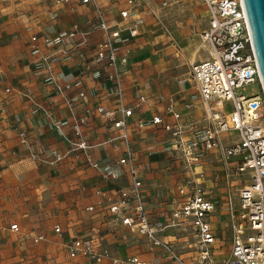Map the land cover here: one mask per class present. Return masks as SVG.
Wrapping results in <instances>:
<instances>
[{"label": "crops", "instance_id": "crops-1", "mask_svg": "<svg viewBox=\"0 0 264 264\" xmlns=\"http://www.w3.org/2000/svg\"><path fill=\"white\" fill-rule=\"evenodd\" d=\"M99 2L107 19L118 25L121 38L128 39L121 49L128 50L129 62L123 74L125 99L130 107L135 104L129 123L150 119L153 111L160 112L168 100L176 102L182 110V124L201 122L204 112L191 77V65L209 59L210 47L201 39L209 19L205 5L199 8L201 19L189 27L174 21V16L184 13V9H164L161 0L136 1L133 16L126 20L119 17V11L126 8L125 0ZM93 19L91 6L81 5L79 0H17L8 2L6 12L0 14V264H66L64 240L84 227V208L98 201L94 192L107 191L112 195L115 186L126 184L124 177L106 181L101 171L88 163L90 160L104 165L114 161L121 153L120 148L104 145L84 153L76 151L60 166L29 158L30 152L37 150L66 153L71 147L73 118L99 105L110 108L115 104L110 84L103 78L92 79L84 72V63L79 59L84 48L80 35L51 49L38 40L42 50L53 54V61L49 72L33 70L31 36H55L77 26L91 47L101 36L91 26ZM136 19L141 23L136 25L137 36L131 38L128 28ZM161 22L167 27L165 30ZM67 56L70 58L65 60ZM98 68L92 66L91 70ZM49 75L59 83L74 84L60 95L51 82L45 83ZM81 91L84 97L78 98ZM140 95L145 96L144 103L136 100ZM60 121L66 123L58 131L54 123ZM109 126L110 122L95 117L83 128L84 137L107 139L112 134ZM21 131L28 136L30 149L20 144ZM131 138L140 162L139 173L151 219V213L157 212L162 222H169L172 210L181 201L178 188L197 181L215 201L216 214L211 218L215 234L223 228V222L227 226L226 196L233 187L237 191L240 186L232 173L234 158L224 161L219 150L205 152L186 167L178 153L170 157L159 152L170 140L163 130L153 126L144 131L132 129ZM224 141L223 136L221 144L227 145ZM152 145L153 152L149 149ZM89 219L88 226L100 228L102 245L112 257L137 255L151 263L172 264L159 248H151L136 233L129 235L127 228L108 216L100 214ZM15 223L20 229L18 233L9 230ZM55 224L65 231L62 238L53 232ZM187 229L190 234L185 235ZM38 234L44 235L45 240L34 244L31 236ZM123 234L126 242L121 240ZM160 237L171 241L179 252L185 250L181 253L189 257L191 253L185 249L188 237L197 243L190 228L170 227ZM216 246L217 242L210 246L211 252L217 253ZM229 247L228 242L227 253Z\"/></svg>", "mask_w": 264, "mask_h": 264}, {"label": "built area", "instance_id": "built-area-1", "mask_svg": "<svg viewBox=\"0 0 264 264\" xmlns=\"http://www.w3.org/2000/svg\"><path fill=\"white\" fill-rule=\"evenodd\" d=\"M136 1L139 0H125L126 8L119 11L122 20L133 16ZM79 3L93 9L94 21L91 26L100 31V40L93 46H88L84 33L77 26L55 36H31L30 53L35 59L33 70L35 73L49 72L53 61V54L42 50L38 40L47 49H51L80 35L84 48L79 59L84 63V72L89 73L92 79L103 78L110 84L115 104L110 108L99 105L94 110L73 118V137L70 140L71 147L66 153L37 150L30 152L29 158L40 160L49 166H60L76 151L84 153L104 145L120 148L121 153L114 161L104 165L92 163L90 160L88 163L92 168L101 171L106 181H117L124 177L126 184L115 186L112 195L107 191L96 190L94 194L98 201L86 206L84 211L91 218L100 214L108 216L112 221L144 238L151 248H159L172 264L187 263L173 243L163 240L160 233L170 227L190 228L197 240L203 264H210V246L217 242L211 221L215 211L214 199L200 182L183 184L178 188L181 201L172 211L169 222H162L160 225L154 223L146 207L139 173L140 162L132 147L131 132L132 129L144 131L153 126L168 133L170 140L167 150L178 153L186 167H190L202 153L219 150L224 161L235 159L233 174L249 173L248 183L237 189V206L232 202L229 192L226 196L225 215L230 233V247L228 258L221 264H264V124L260 123L263 115L259 112L264 106V94L242 0H203L209 19L201 39L210 47L209 59L191 65V77L195 82L204 116L201 122L189 125L182 124V110L172 100H168L160 112L153 111L150 119L129 123L135 104L130 107L125 99L123 74L129 62L128 50L121 49L128 39L121 38L118 25L107 19L99 0H79ZM139 23L141 20L136 19L134 25L128 28L131 38L137 36L136 25ZM69 58L67 56L65 60ZM92 66L100 68L92 71ZM46 82H51L54 91L60 95L69 91L74 84L69 81L59 83L51 75L45 79ZM254 83H258L260 87L259 94H237L239 89ZM77 96L83 98L84 93L81 91ZM136 100L144 103L146 98L140 95ZM65 102L71 105V101ZM184 107L188 109L189 105ZM95 117L110 122L108 129L112 134L107 139L94 137L87 140L84 137L83 128ZM65 123L66 121L54 123V127L59 131ZM228 133H236L237 140L222 145L221 137ZM18 139L20 144L30 149L26 133L21 131ZM83 224V228L77 229L64 240L66 264H157L137 255L112 257L102 245L100 228L88 226V220ZM9 230L14 233L20 231L16 223L11 224ZM53 232L60 238L65 233L58 224L53 226ZM31 239L34 244H38L45 237L38 234L31 236Z\"/></svg>", "mask_w": 264, "mask_h": 264}, {"label": "rangeland", "instance_id": "rangeland-1", "mask_svg": "<svg viewBox=\"0 0 264 264\" xmlns=\"http://www.w3.org/2000/svg\"><path fill=\"white\" fill-rule=\"evenodd\" d=\"M13 1L16 2L17 0H9V1L8 0H0V14L5 13L8 2L12 3ZM159 1L160 0H157V2H159ZM161 1H162V3H166L165 5H163L164 9H168L170 7L174 8V9H179V8L184 9V11H185L184 13L180 12L181 14L178 17L174 16V21L179 22L182 26L187 25L189 27H194V23H197L198 20L201 19V18H199L200 13H201L199 8H203V6H202L203 0H161ZM190 9H191V11H190ZM161 25H162L161 27L164 30L167 28L164 25V22ZM205 54L206 53H204V55ZM259 93H260V87H259L258 83H254V84L244 86L243 88H241L237 91V94H244L246 96H249L251 94H259ZM259 112H261L263 115V118L260 119V123L264 124V106H262L260 108ZM222 136H224V138H225V141H224L225 143H232V142L237 140L236 133H228V134H224ZM166 147L167 146L164 145L159 152L162 154H167V155L169 154L170 157L175 156V152H170L169 150H167ZM149 149L152 150V152H153L154 146L153 145L149 146ZM248 174L249 173L246 172L243 174L236 175L234 177V180H236V182L239 183V185H240L239 188L241 187V185L248 183V181H247ZM212 193L215 194V191H213ZM236 193H237V191H236L235 187H233L232 190L230 191V194L233 198L232 202L235 205L237 204V199L234 196V195H236ZM220 202H222V200H220ZM215 214H216V212L213 213V215H215ZM84 215H85L86 219L83 222H85L87 220L89 221L90 220L89 218L91 216L88 215L87 213H84ZM151 216H152V219H154V223H156L157 225H160L162 223V220H161V218L157 212L151 213ZM223 225H224L223 228H221L219 231H217V235H216L218 238V240L216 239L217 240V246H216L217 253L211 252L209 254L210 255V264H221L223 260L228 258L226 254H227V247H228L230 233H229V229H228V223L226 226L225 223L223 222ZM185 231H186L185 235H187V233L190 234V231L188 229ZM127 232L129 235H134V233L131 231H127ZM121 240H123L125 242L127 241V238L124 234H123ZM187 242H188V244H187L185 249H186V251L191 253V257L185 256L181 253V252H184L185 250H182L179 252L176 249L177 252L181 255L182 259L187 264H203L204 261L202 259V255H201L200 250L197 246V243L193 239H190L189 237H188ZM194 257L196 259L193 261Z\"/></svg>", "mask_w": 264, "mask_h": 264}, {"label": "water", "instance_id": "water-1", "mask_svg": "<svg viewBox=\"0 0 264 264\" xmlns=\"http://www.w3.org/2000/svg\"><path fill=\"white\" fill-rule=\"evenodd\" d=\"M264 94V0H242Z\"/></svg>", "mask_w": 264, "mask_h": 264}]
</instances>
